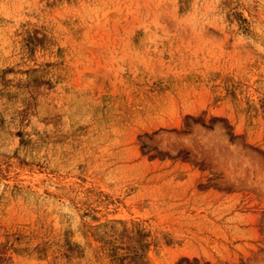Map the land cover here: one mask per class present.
<instances>
[{"label": "rangeland", "instance_id": "1", "mask_svg": "<svg viewBox=\"0 0 264 264\" xmlns=\"http://www.w3.org/2000/svg\"><path fill=\"white\" fill-rule=\"evenodd\" d=\"M0 264H264V0H0Z\"/></svg>", "mask_w": 264, "mask_h": 264}]
</instances>
